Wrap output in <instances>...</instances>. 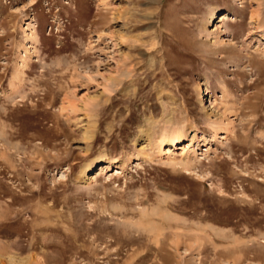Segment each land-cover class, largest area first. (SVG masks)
Listing matches in <instances>:
<instances>
[{
  "label": "rangeland",
  "instance_id": "1",
  "mask_svg": "<svg viewBox=\"0 0 264 264\" xmlns=\"http://www.w3.org/2000/svg\"><path fill=\"white\" fill-rule=\"evenodd\" d=\"M0 264H264V0H0Z\"/></svg>",
  "mask_w": 264,
  "mask_h": 264
},
{
  "label": "bare ground",
  "instance_id": "2",
  "mask_svg": "<svg viewBox=\"0 0 264 264\" xmlns=\"http://www.w3.org/2000/svg\"><path fill=\"white\" fill-rule=\"evenodd\" d=\"M222 15V18H220L219 17V19L220 20H223V19H225V17H226V15H224V14H220V16ZM181 131H177V130H175V131H173V133L172 134H170V136H169V142L171 143V146L170 147H163L162 145H163V142H161V145H160V152L161 153H166V154H171V152H174V150H175V147H176V144H177V142L176 141H179L180 139V136H181V133H180ZM190 145H186V146H182L181 147V149H184L185 151L187 150V151H189L190 150V148L188 149V147H189ZM173 148V149H172ZM178 148V147H177ZM192 152L193 153H196V148H193L192 149ZM111 164V163H110ZM106 165V164H105ZM110 168V165L108 164L107 166H102L101 168H100V172H104V171H106L107 169H109ZM111 169V168H110ZM118 169V168H117ZM83 172L85 173L86 171H85V169L83 170ZM107 173V172H106ZM101 174V173H100Z\"/></svg>",
  "mask_w": 264,
  "mask_h": 264
}]
</instances>
